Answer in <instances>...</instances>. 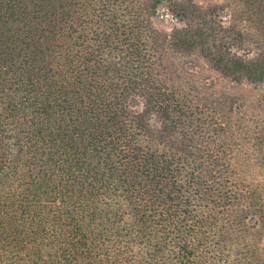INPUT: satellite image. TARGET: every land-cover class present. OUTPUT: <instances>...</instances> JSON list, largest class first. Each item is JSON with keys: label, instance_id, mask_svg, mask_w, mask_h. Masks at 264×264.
Listing matches in <instances>:
<instances>
[{"label": "trees", "instance_id": "1", "mask_svg": "<svg viewBox=\"0 0 264 264\" xmlns=\"http://www.w3.org/2000/svg\"><path fill=\"white\" fill-rule=\"evenodd\" d=\"M224 1L0 0V264H264V0Z\"/></svg>", "mask_w": 264, "mask_h": 264}, {"label": "rangeland", "instance_id": "2", "mask_svg": "<svg viewBox=\"0 0 264 264\" xmlns=\"http://www.w3.org/2000/svg\"><path fill=\"white\" fill-rule=\"evenodd\" d=\"M182 1H185L187 3L195 2L194 4H200L203 7H206V9L219 12L220 15L224 14L222 13V10H220L222 9L223 5H225L224 0H182ZM168 6L169 4L165 2H161L160 5L158 6V12H159L158 16L166 20V23H165L166 26L171 27L172 25L177 24L178 21L176 20L175 17H173L170 13H168L167 11ZM240 42H245L244 44H248L250 40L247 39V36L244 35ZM241 52L244 53V51H241ZM253 55L254 54H251V56ZM239 89L240 90L242 89V92H244L247 96L252 95V94H257L259 96L258 98L259 104L264 107V84L260 86H256V88L252 84H245L242 88H239Z\"/></svg>", "mask_w": 264, "mask_h": 264}]
</instances>
